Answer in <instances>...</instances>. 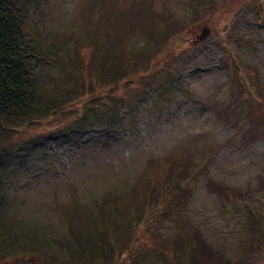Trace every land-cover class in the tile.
<instances>
[{
  "label": "rangeland",
  "instance_id": "374dc122",
  "mask_svg": "<svg viewBox=\"0 0 264 264\" xmlns=\"http://www.w3.org/2000/svg\"><path fill=\"white\" fill-rule=\"evenodd\" d=\"M25 25L45 97H84L12 136L0 211L45 259L0 264H264V0H36ZM118 72L133 89L106 135L83 108Z\"/></svg>",
  "mask_w": 264,
  "mask_h": 264
},
{
  "label": "trees",
  "instance_id": "16d2710c",
  "mask_svg": "<svg viewBox=\"0 0 264 264\" xmlns=\"http://www.w3.org/2000/svg\"><path fill=\"white\" fill-rule=\"evenodd\" d=\"M35 1L0 0V197L3 195L1 192L4 190L6 174L9 172L12 159L17 158V155L21 152L20 146H14L11 141L12 136L19 129L32 126L41 119L44 120L57 114L58 111L63 110L64 105L72 103L74 96L78 99L84 97L82 96L84 93L80 94L77 88H74L77 90L74 95L70 93L61 94L59 88L56 91L57 93H52L51 97H45L41 92L40 66L45 63V60L50 56V52L40 48L38 40L32 36L31 32H28L25 25L28 9ZM150 59L151 57L148 60ZM119 72L115 78L117 82L112 85L115 91L110 92L113 95L112 98L109 96V91H107L98 98L90 96V99H87L89 102L85 101L86 104L84 103L83 111L90 110L87 111V114L95 118L98 130L106 135H109L111 131H118L123 118L122 110L119 109L121 103L116 100H124L122 93L125 92L126 95H129V92L133 89L131 83L125 79V74L122 75ZM135 72L131 70L130 73L134 75ZM170 80L169 76L166 82L170 83ZM142 86L143 82L136 88ZM118 92H121V94L116 96ZM86 115L83 119L88 117ZM80 117L82 118V115ZM69 128L68 133L76 132L74 128ZM65 129L67 128L65 127ZM42 137L49 139L47 135ZM151 204L154 205L153 202ZM3 216L0 211V258L2 260L14 258L18 263H24L23 259L27 257H37L39 258L38 261L44 260L45 258H41L42 253L39 247L34 244V241L30 240L27 243L19 244L20 242L15 240V234L14 232L10 233V228L4 222L5 218ZM121 225L120 228H122ZM130 225H133V221H130ZM255 230L254 238L259 236L257 227ZM116 231L117 228L108 231V239L113 238L117 233ZM77 232L79 231H76L75 234L78 236L76 237V243L74 242V246L77 244L75 249L83 253L86 258L91 256L92 260L98 261L101 259L100 261H103L101 257L103 255H100L99 246L96 242L98 237L94 233L92 235L87 229L82 230V235H77ZM105 233L107 235V232ZM86 236L89 237V244L86 241ZM128 236V239H130L129 233ZM110 245L112 249L109 252L114 256L117 247L114 244ZM72 260L76 261L75 258H72ZM27 261L29 264H35L32 259ZM42 263L36 262V264ZM189 264L195 263L191 261Z\"/></svg>",
  "mask_w": 264,
  "mask_h": 264
},
{
  "label": "water",
  "instance_id": "95a60500",
  "mask_svg": "<svg viewBox=\"0 0 264 264\" xmlns=\"http://www.w3.org/2000/svg\"><path fill=\"white\" fill-rule=\"evenodd\" d=\"M210 34H211V28L209 27L203 28L201 33L194 39L193 43L202 42L203 40L208 38Z\"/></svg>",
  "mask_w": 264,
  "mask_h": 264
}]
</instances>
